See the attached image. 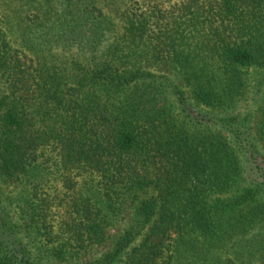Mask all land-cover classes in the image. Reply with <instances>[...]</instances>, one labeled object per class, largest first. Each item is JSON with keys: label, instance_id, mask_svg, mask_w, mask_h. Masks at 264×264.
I'll return each mask as SVG.
<instances>
[{"label": "trees", "instance_id": "obj_1", "mask_svg": "<svg viewBox=\"0 0 264 264\" xmlns=\"http://www.w3.org/2000/svg\"><path fill=\"white\" fill-rule=\"evenodd\" d=\"M106 1L0 0V264H264V0Z\"/></svg>", "mask_w": 264, "mask_h": 264}, {"label": "rangeland", "instance_id": "obj_2", "mask_svg": "<svg viewBox=\"0 0 264 264\" xmlns=\"http://www.w3.org/2000/svg\"><path fill=\"white\" fill-rule=\"evenodd\" d=\"M102 2L103 6L107 5V14L110 15V7L109 4L106 3V0H99ZM111 3V1L109 0ZM159 75H166L170 77L177 85H179L187 94L188 99L190 100V89L186 86L183 79L180 75L172 69L168 68H156L154 70ZM255 72H251L248 77V87L245 96L240 100L236 108V115L241 117H249L251 119L250 124L246 125L247 128H251L250 131L253 135L257 136L258 125L261 119V107H263L262 97L264 94V85L259 89L254 80ZM192 101V100H190ZM206 111V110H205ZM208 111V110H207ZM227 136H232L227 133ZM154 193V191H148L140 194V199H144L150 194ZM127 203L124 204L120 214L111 220L108 229H106V241L101 246L95 247L86 254H84L79 260L66 263V264H89L96 261H103L104 258L111 252L113 247L116 245L118 240L121 238L123 233L130 229L136 220L135 217V209L131 206L132 199L127 198ZM142 240V237H139L134 243L132 247L124 252L113 264H128L130 260V256L132 253V249L138 246V243Z\"/></svg>", "mask_w": 264, "mask_h": 264}]
</instances>
